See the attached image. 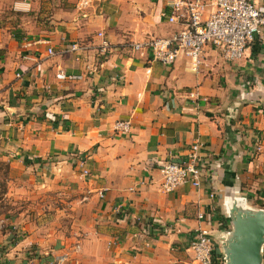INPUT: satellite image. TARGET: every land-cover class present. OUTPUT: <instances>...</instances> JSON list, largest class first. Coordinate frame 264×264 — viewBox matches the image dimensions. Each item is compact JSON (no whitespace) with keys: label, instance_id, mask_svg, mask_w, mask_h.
<instances>
[{"label":"crops","instance_id":"obj_1","mask_svg":"<svg viewBox=\"0 0 264 264\" xmlns=\"http://www.w3.org/2000/svg\"><path fill=\"white\" fill-rule=\"evenodd\" d=\"M6 1L14 9L27 4L34 17L17 27L0 21V161L17 176L40 177L13 185L55 192L69 226L63 239L50 231L55 238L26 259L38 229L14 246L0 236L4 264H196L188 244L198 228L209 230L222 258L228 208L264 210V29L232 63L206 47L194 73L185 58L151 64L128 48L180 29L161 18L170 0H104L84 17L76 0L0 4ZM100 32L111 44L105 54L45 56L48 47L58 53L67 43L99 44ZM40 39L49 45L22 50ZM58 68L75 80L57 81ZM128 119L129 132L114 130ZM196 143L203 145L200 186L161 194V167Z\"/></svg>","mask_w":264,"mask_h":264},{"label":"built area","instance_id":"obj_2","mask_svg":"<svg viewBox=\"0 0 264 264\" xmlns=\"http://www.w3.org/2000/svg\"><path fill=\"white\" fill-rule=\"evenodd\" d=\"M104 0H76L74 9L78 14L85 13L102 3ZM20 5V6H19ZM15 6L16 10H28L27 4ZM161 18L170 26L180 29L167 37L153 38L128 44V48L147 57L148 63H158L163 66L173 65L177 59L185 58L191 65V70L197 73L202 64V54L206 47L218 50L225 62H235L245 57V52L253 43L255 37L264 29V6L250 0H170L166 9L161 12ZM99 44L67 43L64 49L55 52L51 47L45 50V56L52 58L70 53L76 57L90 50L97 49L105 54L111 47L104 33L97 34ZM39 45L48 46L47 40H36L24 43L22 50L35 51ZM19 75H17V78ZM55 78L59 82L74 81V75L58 68ZM189 99L197 100V94L190 92ZM130 120L116 121L114 130L127 133L130 130ZM201 144L192 145L190 152L183 158L171 161L161 167V194H168L179 187L190 183L198 188L201 184L203 168L199 152ZM256 152L261 150L260 144L255 146ZM79 161V160H78ZM83 176L89 172L84 168V162L79 161ZM103 197V192H99ZM198 220L203 215H198ZM0 223H4L1 220ZM188 250L193 255L196 264H225L215 253V241L208 229L198 228L188 244ZM1 261V260H0ZM2 264V263H1ZM47 264H77L69 259L57 260ZM264 264V259L263 263Z\"/></svg>","mask_w":264,"mask_h":264},{"label":"rangeland","instance_id":"obj_3","mask_svg":"<svg viewBox=\"0 0 264 264\" xmlns=\"http://www.w3.org/2000/svg\"><path fill=\"white\" fill-rule=\"evenodd\" d=\"M4 3L6 5L3 3L0 4V21H3L10 27H17L27 22L26 20L34 17L33 12L15 10L13 8L14 5L13 7L10 6L11 2L6 1ZM7 165V163L0 161V196L2 197L0 198V221L4 220V223H0V236L3 237V235H6L4 239L11 246H14L30 236L29 230L38 229L39 232L35 233L34 238L32 240L29 239L30 244L27 245L25 251L26 256L22 258L26 259L27 257L37 256L42 251L38 243H42V240L43 243L44 240L48 241L52 237L50 231L56 230L57 228L59 232L57 236L63 239L66 236L67 227L69 226L68 218L63 210L64 204L62 202H56L55 192L48 189H35L32 184H26L22 187V190L18 187L17 190V187L13 185V181H33L34 179L35 181H41L36 180L40 177H35L33 174L30 176L31 178H27L29 177L27 174L22 177L17 176L16 172L11 170L9 166L7 167ZM16 178L18 179L16 180ZM4 188L5 191L1 195ZM37 193H40V197L35 196ZM53 209L57 211L54 212ZM7 231L10 232V236L7 235ZM52 238H55V234ZM4 245L0 242V264L7 262V252H5L6 247ZM25 253L23 252L21 254L25 255ZM22 262L18 264H33L24 260Z\"/></svg>","mask_w":264,"mask_h":264},{"label":"water","instance_id":"obj_4","mask_svg":"<svg viewBox=\"0 0 264 264\" xmlns=\"http://www.w3.org/2000/svg\"><path fill=\"white\" fill-rule=\"evenodd\" d=\"M231 230L222 246L225 264H262L264 210L243 209L234 202L228 208Z\"/></svg>","mask_w":264,"mask_h":264},{"label":"trees","instance_id":"obj_5","mask_svg":"<svg viewBox=\"0 0 264 264\" xmlns=\"http://www.w3.org/2000/svg\"><path fill=\"white\" fill-rule=\"evenodd\" d=\"M7 167H8V165H7ZM4 191H5V188H4V190L1 192V195H3ZM0 198H2V197L0 196ZM227 221H229L228 218H227ZM15 242H16V241H15ZM13 244H14V243H13Z\"/></svg>","mask_w":264,"mask_h":264}]
</instances>
